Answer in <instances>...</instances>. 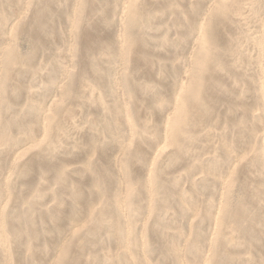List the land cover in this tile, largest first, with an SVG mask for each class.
Wrapping results in <instances>:
<instances>
[{
  "label": "rangeland",
  "instance_id": "1",
  "mask_svg": "<svg viewBox=\"0 0 264 264\" xmlns=\"http://www.w3.org/2000/svg\"><path fill=\"white\" fill-rule=\"evenodd\" d=\"M0 264H264V0H0Z\"/></svg>",
  "mask_w": 264,
  "mask_h": 264
},
{
  "label": "bare ground",
  "instance_id": "2",
  "mask_svg": "<svg viewBox=\"0 0 264 264\" xmlns=\"http://www.w3.org/2000/svg\"><path fill=\"white\" fill-rule=\"evenodd\" d=\"M49 12V11H48ZM50 13V12H49ZM48 13V14H49ZM47 14V11L43 13V15L40 17V20L39 21H44V19H47V17H49ZM51 18V17H50ZM49 19V18H48ZM52 19V18H51Z\"/></svg>",
  "mask_w": 264,
  "mask_h": 264
}]
</instances>
